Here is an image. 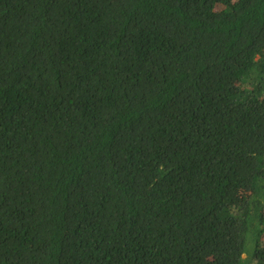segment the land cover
I'll list each match as a JSON object with an SVG mask.
<instances>
[{"label": "trees", "instance_id": "obj_1", "mask_svg": "<svg viewBox=\"0 0 264 264\" xmlns=\"http://www.w3.org/2000/svg\"><path fill=\"white\" fill-rule=\"evenodd\" d=\"M0 264H264V0H0Z\"/></svg>", "mask_w": 264, "mask_h": 264}]
</instances>
